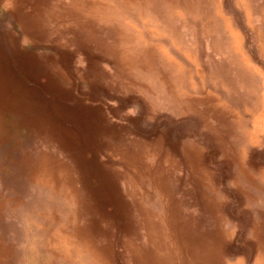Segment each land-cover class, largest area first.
<instances>
[{
    "label": "rangeland",
    "instance_id": "374dc122",
    "mask_svg": "<svg viewBox=\"0 0 264 264\" xmlns=\"http://www.w3.org/2000/svg\"><path fill=\"white\" fill-rule=\"evenodd\" d=\"M192 223L264 264V0H0V264H183Z\"/></svg>",
    "mask_w": 264,
    "mask_h": 264
},
{
    "label": "bare ground",
    "instance_id": "6f19581e",
    "mask_svg": "<svg viewBox=\"0 0 264 264\" xmlns=\"http://www.w3.org/2000/svg\"><path fill=\"white\" fill-rule=\"evenodd\" d=\"M168 1H171V0H168ZM163 6H165V5H163ZM166 220H167V216H166ZM169 223H170V225L172 227V231H173L172 235H174V233H176V227H178V225L174 222L173 218H170ZM149 225H151V224H149ZM184 225H185V223H183L182 228L184 227ZM151 226H152L151 227V229H152L153 225H151ZM192 226H196V228H197V224L196 223L190 224V226H189L190 233H188L189 231L186 232V230L183 229L185 234H184L183 237H181V239H182L181 244H180L181 245V253L183 255H189L188 257H183V264H194L195 261H194V259L191 256H193V257L195 256V257L200 258V255L201 256H205V255H210L211 254V253L206 254L207 247L202 245V243H203L202 239L204 238L205 234L203 232H200L198 230V228L197 229L195 228L196 232L193 231ZM194 232H195V234H192ZM189 234L192 237L190 243L187 241V238H188ZM150 235H152V230L150 231ZM175 236H177V238H180L181 235H175ZM213 241L215 242L216 247H214ZM213 241H212V244L210 243L211 246H212L211 252H213L214 255H219V253L221 252V249H220V246H219V242L216 239H213ZM178 243H179V241H178ZM197 243H201V245L197 246ZM187 244H191L190 249H189ZM171 256L172 255H170L168 253V257H166V256L161 257L158 261H156L155 264H167L168 262H171Z\"/></svg>",
    "mask_w": 264,
    "mask_h": 264
}]
</instances>
